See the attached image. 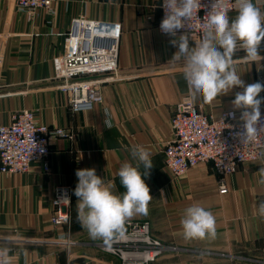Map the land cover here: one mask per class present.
Returning a JSON list of instances; mask_svg holds the SVG:
<instances>
[{"label": "crops", "instance_id": "obj_1", "mask_svg": "<svg viewBox=\"0 0 264 264\" xmlns=\"http://www.w3.org/2000/svg\"><path fill=\"white\" fill-rule=\"evenodd\" d=\"M161 1L56 0L51 10L28 12L16 0H0V125L9 123L16 111L31 109L39 122L72 135L51 137L49 172L40 163L26 173L0 171V245L11 249L12 264H121L120 257L103 248L106 241L91 238L78 222L75 172L95 168L122 194L117 173L123 163H136L128 150L133 145L150 152L154 167L144 179L153 199L146 216L128 221H149L152 236L171 247L149 264H264V217L258 213L264 200V185L258 183L264 158L225 176L210 163H200L180 178L166 168L164 147L173 137L172 116L181 101L192 98L183 76L184 59H172L177 48L157 28ZM253 2L264 12V0ZM78 17L120 25L119 75L104 83L102 103L73 112L57 77L65 71L70 31ZM191 41L197 39L191 36ZM260 55L264 57V41ZM234 66L246 85L264 83V59L248 62L241 50ZM240 91L235 87L211 103L194 102L219 116L235 109L231 101ZM259 95L264 97V91ZM60 185L70 187V220L56 225L54 196ZM192 205L215 216L214 240L184 238L180 222Z\"/></svg>", "mask_w": 264, "mask_h": 264}, {"label": "built area", "instance_id": "obj_2", "mask_svg": "<svg viewBox=\"0 0 264 264\" xmlns=\"http://www.w3.org/2000/svg\"><path fill=\"white\" fill-rule=\"evenodd\" d=\"M56 0H16L20 10L34 12L52 9ZM216 4L231 18L236 11L235 0H201V9L194 12L187 24L190 36L202 37L205 14ZM162 18L164 16L161 1ZM120 25L75 18L70 31V45L64 57L65 71L57 77L59 88L69 99L73 112L89 111L103 102V85L119 75L118 45ZM180 34V33H178ZM105 75V76H104ZM104 76V77H102ZM235 113V117L229 113ZM264 113V108H262ZM241 110H224L219 116L205 112L192 99L185 98L175 108L171 119L173 137L165 143L166 168L173 178L185 176L200 163H210L222 175L234 174L243 164L256 163L264 158V130L255 138L243 142L235 136L241 127ZM52 136L72 135L62 127H50L38 121L36 112L22 109L12 115L9 123L0 125V171L26 173L34 163L44 172L51 170L50 140ZM224 181L220 190L227 191ZM55 213L52 223L67 224L70 220V187L60 185L54 196ZM128 228L103 248L120 257L121 264H149L171 247L151 234L149 221H127Z\"/></svg>", "mask_w": 264, "mask_h": 264}, {"label": "clouds", "instance_id": "obj_3", "mask_svg": "<svg viewBox=\"0 0 264 264\" xmlns=\"http://www.w3.org/2000/svg\"><path fill=\"white\" fill-rule=\"evenodd\" d=\"M235 3L237 14L234 18L214 3L202 22L201 39L193 44L186 29L193 13L201 9V0H162L164 16L160 31L169 36L170 45L177 48L172 59L185 61L183 76L193 101L202 99L211 103L235 87L243 89L236 92L231 101L235 109L241 110L242 123L235 136L243 143L253 140L264 130V97L259 95L264 91V83L246 85L237 74L234 57L242 50L248 62L264 59L260 55L264 12L253 0H235ZM229 115L235 117L234 112ZM128 150L136 163L125 162L118 170L120 184L125 189L122 194H116L114 182H105L95 168L75 172L77 220L93 239L111 241L123 234L130 218L148 214L153 198L144 178L150 176L154 167L151 155L141 145H133ZM259 176L258 183L264 185V167L259 169ZM258 213L264 217V200L259 202ZM180 223L186 240H214L217 236L216 218L202 206L186 208ZM10 253V248L0 245V264H12Z\"/></svg>", "mask_w": 264, "mask_h": 264}]
</instances>
